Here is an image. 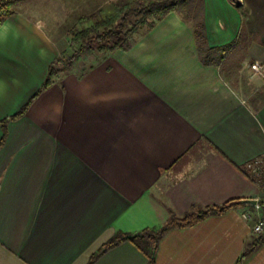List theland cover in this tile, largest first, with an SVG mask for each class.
<instances>
[{"label":"crops","instance_id":"1","mask_svg":"<svg viewBox=\"0 0 264 264\" xmlns=\"http://www.w3.org/2000/svg\"><path fill=\"white\" fill-rule=\"evenodd\" d=\"M153 22L15 119L65 49L22 14L0 26V264H89L169 209L237 202L167 232L155 264H264V243L242 258L257 236L241 204L261 196L245 166L264 156V0H177ZM148 262L122 242L92 264Z\"/></svg>","mask_w":264,"mask_h":264},{"label":"trees","instance_id":"2","mask_svg":"<svg viewBox=\"0 0 264 264\" xmlns=\"http://www.w3.org/2000/svg\"><path fill=\"white\" fill-rule=\"evenodd\" d=\"M177 0H152L145 3L135 2L133 5H124L123 9H119L118 15L109 18H102L94 21L88 28L82 29L75 33L71 45H76L77 49L74 54L66 61L57 58L54 60L48 70V75L40 87V89L28 100V102L21 108L13 119L22 116L31 103L38 97V95L49 88L55 81L66 75L72 65L79 59L81 55L91 50H96L105 56L108 53L117 49L127 50L130 48V39L134 31L127 29L128 22L132 17L142 18V23L151 28L154 24L148 23L149 18L158 20L160 17L167 14L174 6ZM20 2V0H0V26L13 13L8 12L9 8ZM197 20V17H193ZM154 20V21H155ZM195 34L199 45L204 40V30L201 22L195 21ZM5 121H3L4 124ZM2 141L0 142V146ZM260 201L262 212L264 210V193L260 191ZM240 203H226L221 206L214 207H192L187 213L178 216L175 212L169 209V218L165 224L156 230H145L139 234H119L113 240L109 241L98 251L96 255L91 257L90 263L105 251L121 244L122 242H131L148 257V264H155V254L158 245L167 232L173 229H182L191 227L210 216H217L225 213L233 206ZM250 208H252L250 206ZM264 217V213H262ZM264 243V234L252 240L245 247L242 258H248ZM240 262V261H239ZM237 262L236 264H239Z\"/></svg>","mask_w":264,"mask_h":264},{"label":"rangeland","instance_id":"3","mask_svg":"<svg viewBox=\"0 0 264 264\" xmlns=\"http://www.w3.org/2000/svg\"><path fill=\"white\" fill-rule=\"evenodd\" d=\"M148 1L152 0H20L12 5L8 12L31 18L40 24L53 40L64 44L65 50L59 58L66 61L77 49L76 45H71L75 33L88 28L98 19L118 15L119 9H123L124 5ZM154 20L149 18L147 22L153 23ZM141 21L140 17H132L128 22L127 29L134 31L130 39L131 44L141 31L148 28V25ZM99 57L101 54L94 49L81 55L72 66L76 64V68L84 69Z\"/></svg>","mask_w":264,"mask_h":264},{"label":"built area","instance_id":"4","mask_svg":"<svg viewBox=\"0 0 264 264\" xmlns=\"http://www.w3.org/2000/svg\"><path fill=\"white\" fill-rule=\"evenodd\" d=\"M250 69L254 74L262 75V65L255 63L250 65ZM245 169L248 178L259 187L262 193H264V156L249 161ZM254 200L257 201L256 205L251 206V210L245 212L242 217L245 220L253 221L251 225V235L259 237L264 234V217L259 204L260 197Z\"/></svg>","mask_w":264,"mask_h":264},{"label":"water","instance_id":"5","mask_svg":"<svg viewBox=\"0 0 264 264\" xmlns=\"http://www.w3.org/2000/svg\"><path fill=\"white\" fill-rule=\"evenodd\" d=\"M256 203H257L256 200H243V201H241V204L250 205V206H254V205H256Z\"/></svg>","mask_w":264,"mask_h":264},{"label":"clouds","instance_id":"6","mask_svg":"<svg viewBox=\"0 0 264 264\" xmlns=\"http://www.w3.org/2000/svg\"><path fill=\"white\" fill-rule=\"evenodd\" d=\"M3 32V29H0V33H2Z\"/></svg>","mask_w":264,"mask_h":264}]
</instances>
